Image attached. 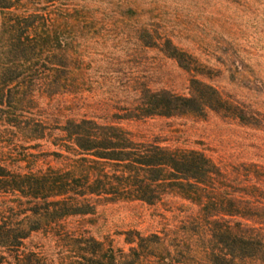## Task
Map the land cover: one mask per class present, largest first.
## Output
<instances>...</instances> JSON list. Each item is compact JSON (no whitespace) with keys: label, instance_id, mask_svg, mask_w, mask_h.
Returning <instances> with one entry per match:
<instances>
[{"label":"trees","instance_id":"16d2710c","mask_svg":"<svg viewBox=\"0 0 264 264\" xmlns=\"http://www.w3.org/2000/svg\"><path fill=\"white\" fill-rule=\"evenodd\" d=\"M188 1L261 6L264 24V0ZM162 4L0 0V264H264L263 161L121 125L212 114L264 132V109L207 82L215 70L181 47ZM148 50L189 74L187 93L151 78ZM117 203L164 214L121 245L95 238L87 219Z\"/></svg>","mask_w":264,"mask_h":264},{"label":"rangeland","instance_id":"374dc122","mask_svg":"<svg viewBox=\"0 0 264 264\" xmlns=\"http://www.w3.org/2000/svg\"><path fill=\"white\" fill-rule=\"evenodd\" d=\"M161 1L165 25L180 35L181 47L201 61H207L215 70L207 82L254 107L264 109V24L261 6H254L255 14L251 15L233 6L216 8L211 1L207 5L188 0ZM145 57V67L153 80L179 93H187L189 74L175 62L163 59L156 51H146ZM121 125L133 133L160 136L165 145L203 150L215 159L228 157L264 162V132L240 128L212 114L204 119L192 116L153 118L123 122ZM249 145L257 146V149ZM162 213V208L156 211L141 203L101 205L95 215L87 219V228L95 238L102 240L111 236L121 245L119 233L128 229L155 230L158 214ZM165 215L170 217L168 213ZM36 242L38 238L35 237L31 243Z\"/></svg>","mask_w":264,"mask_h":264}]
</instances>
